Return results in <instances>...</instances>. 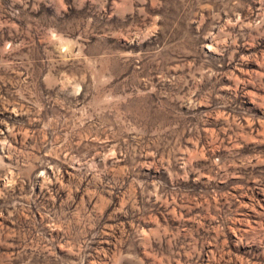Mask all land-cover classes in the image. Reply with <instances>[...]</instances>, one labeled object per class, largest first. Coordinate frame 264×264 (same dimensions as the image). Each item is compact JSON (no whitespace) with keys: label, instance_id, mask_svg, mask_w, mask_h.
Segmentation results:
<instances>
[{"label":"rangeland","instance_id":"obj_1","mask_svg":"<svg viewBox=\"0 0 264 264\" xmlns=\"http://www.w3.org/2000/svg\"><path fill=\"white\" fill-rule=\"evenodd\" d=\"M0 264H264V0H0Z\"/></svg>","mask_w":264,"mask_h":264}]
</instances>
